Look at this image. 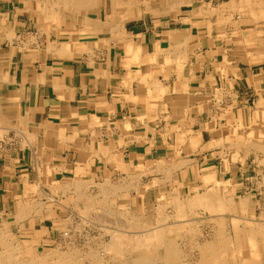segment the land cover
<instances>
[{
    "label": "rangeland",
    "instance_id": "374dc122",
    "mask_svg": "<svg viewBox=\"0 0 264 264\" xmlns=\"http://www.w3.org/2000/svg\"><path fill=\"white\" fill-rule=\"evenodd\" d=\"M40 1L43 2L44 4H45V1H47L49 4L48 6H51V4L53 2L52 0H45V1L40 0ZM101 1H102V5H99L98 7L89 6V7L85 8L87 14L90 17H94L97 19L100 18L99 20H104L106 18V16L109 14V11H110V6L108 3L109 1L108 0H101ZM121 1H123V0H121ZM37 3H38L37 0H0V13L4 14V13H6V11H9V10L10 11H13V10L16 11L17 10V15L15 16V18L21 22L23 21L24 23H26L27 21L31 23V28L27 32L33 33L32 39L33 40L35 39L34 42H36V43H37V41H39L40 49H42V48L44 49L45 47H47L48 46L47 44H49V42H56L57 44L60 45L61 41H63V40L70 42V43H79L83 40H90L91 42L94 41V43L89 44L86 51H84L82 54L77 55V57H74L75 60L81 61L83 59H86L87 63L89 62L91 64L93 60H95L96 58H98L99 56H101L103 54L104 55H110L111 53H117L120 57L119 59L121 61L120 62L121 67H122L121 69L123 70V72H125L124 75H126L127 78L123 82V87H124L123 91L115 90V93L121 96L120 100H116L114 102L115 109L114 110H112L111 108L108 109L106 106L107 105V103H106V105L104 106V108H105L104 115H103L104 118H102L99 122L95 123L93 125V127L86 129V130H81L80 127H78V126L77 127H71V128L68 127L67 129H62V131H59V132L57 131L56 133L52 132L51 134L53 136H50L49 133L46 134L45 131L41 130L42 132H44V133H40L41 141L43 142V144H49L50 145V146H48V148L45 146L46 147L45 149L48 153H51L50 159L53 162V165L54 166L59 165V167L56 166L55 168H60L61 171L56 172L54 176L52 175V173H49V176L51 175V177H52V178H50V177H48L47 172H43L41 170L43 168V164L41 163L42 165H40V167H39L40 173H36L34 171V172H30L28 175V179H29L30 183H35L34 181H36V179H37L36 177L38 175L40 176L39 180H40L41 184H40V187L38 189H41V190L40 191L38 190L37 192H33L30 195L31 196L35 195L36 199H37L36 202H39L41 221L40 222L37 221V228L40 229V226H41V227H46L48 229L45 233H43L42 237L36 238L38 243H35L33 248L36 251L38 249V253L43 254V255L48 254L49 251H50V253H52L57 249L58 250L63 249L66 252L67 251L68 252L74 251L76 256H79L80 262H82L83 264H91L92 261H94L93 264H107V263L112 264L113 263L112 262V256H113L112 254L113 253L110 250L111 248L109 249L110 252L108 251L110 254L108 252H105V251L108 250L107 245L108 244L110 245L112 242V238H111L112 237L111 236L112 229L120 228V225H122L121 222H123L125 224V222H124L125 217H123V215L121 214V212H124L123 211L124 209L120 210L114 204L111 205L112 201H110L109 204H107V205H102V206L99 205L100 207L98 205L93 206V207L90 206L92 208L91 209L90 207H87V205H84V204L79 205L78 200L74 199V192L73 191L77 190L76 186L78 185V184L75 185V183H76L75 180H78V178L76 179L73 176H75V171H76V168L78 167L79 158H80L82 152L86 153L85 160H87L88 166L86 167L87 170L85 172V176H87V178H84L85 180H82V178L79 177L80 178L79 180H82V182H84V181L90 182L91 178H93L92 181H94V184L90 183L87 187L84 186V188H87L85 191L89 190L88 195L90 193H91L90 195H94L95 193H98V187L100 186V184L101 185L105 184L104 180H106V177L109 179V181H111V183L113 182L112 184L117 183L119 181H122V182L117 183V184H123L124 183L123 185H126V184L130 185L131 182H132L131 183L132 185H141V184L148 183L147 185L150 187V189L151 190L154 189V190L151 191L150 198L148 200H144V206L143 207L146 211L152 213V215H151L153 217L152 218V225L157 226V224H158L157 221H155V219H157L156 217H157L158 211H155V209L158 206V203L161 202L162 205L164 206L162 213H166L167 219L169 217V220L167 222L168 223H174V224L177 223L178 226H181L179 228L182 229L183 232L181 230H179V228H178V230L180 231V233H179L180 238L178 237V239H177V241L179 243L178 245L181 247L184 246V248L186 250L189 247L188 249H190V250H188L189 252L186 255V257H188V259L192 262H196L198 260V252L196 249L197 243L200 245L204 242L206 243V242L214 241L216 239L215 237L218 236V232H215L216 229L220 228L219 225L217 224V219L219 221L223 222L225 220L223 218H226V221H229L227 224V228H226L227 231L224 232V236H227V234L229 235L228 237H226L227 243L229 245V250L232 248V251H233V248L235 249V244H236L235 243L236 237L234 235V231L231 233V230L233 228L232 219L238 218L240 216L244 217L246 220H243V221L241 220V221H242V226H245V230L247 232V235H249V234L255 235L256 231H254V233L252 234L253 224L254 223L257 224L258 222L264 223V185L263 184L261 185V182L264 183V138H263L264 137V135H263L264 134L263 133L264 132V125H263L264 124V116H263L264 115V111H263L264 110V102L260 103V102L255 100V105L253 106V104H254L253 103L254 99H253V101L250 102L252 105V109H251L252 111H250V115L247 118V120L245 119L246 123H243L241 112H239L240 118H239V123H237V125L240 124L241 126L238 127L237 125L235 126L232 123V127L229 126V128H231V129H228L225 131V133L227 132V134H225V137H222L220 134V136L222 137V140L215 141L214 144H208V145H205L203 147V150H207V149H210V148L215 147V146H218V147L222 146L224 149H223V152L219 154L220 157L219 156L217 157V154H216V157L214 156L213 158H211V157L200 158L198 153H202V152H199V150L202 149L201 147L204 145V143H202V140H199L198 142L196 141L193 149L190 151H187L186 142H185V140L187 138L189 139L192 136H194V135L196 136L199 134L197 132H194L193 128H192V125L195 123V119H193V118H194V116L196 117V114L193 113L194 112L193 105H195L196 102H199V101H197L198 98H193L189 94V97H186V96L183 98L181 97L182 101H180V99H179L178 100L179 102L178 103L175 102V104H174L172 100L167 101V99H165V97L161 96L160 91L158 89L157 90L159 92H157V93L161 97H159V98L152 97V95H156V94L151 93L149 91V88L156 89L159 85L158 84L153 85V84H150L148 82L145 72L140 71L139 64L133 62V63L128 65L126 63V57H125L126 50H125V47L121 43H119V42H111L110 43V41L106 40L107 38L102 39L101 36H97L95 34H91V35H87V36L83 37L78 31L70 30L68 28L67 22H69L68 20H70V19L67 18V16H62L59 18V20H58L59 21V28L55 29V26L58 27V24H57L58 21L56 23V21L48 18L47 14L45 15L44 12L41 13L42 12L41 8L40 9L38 8ZM188 4H190V3H188ZM188 4H183V5L181 4V5L184 6V5H188ZM230 4L232 5V7L231 6H229V7L223 6L224 8L223 7L218 8V9H221V11H218L217 14H214L215 16L217 15L216 23L218 25L220 34L224 35L225 39L224 38L223 39L226 40V43L228 44V46L231 45V47L233 46L235 48L234 52H236L235 53L236 56L240 53H243V54L246 52L249 53L251 50L258 47L257 48L258 49L257 54L261 55L259 57L264 58V11L260 14L259 13L256 14V13L246 12L245 10L249 8V7L246 8V6L249 5V4H247V0H233L231 3H229V5ZM181 5L179 4L178 7L169 9L167 12H155L154 11L155 9H153L151 11L145 10V6H143L142 9H141V7L140 8L134 7L135 8L134 11L136 12L135 16L132 19L128 20L125 25L128 29L130 27H133L136 25L142 26L143 28H144L145 24L150 26L154 23H157L159 21H162L164 19L169 18L170 17L169 15L175 14L177 11H179V8L182 7ZM165 8H168V7H164V9ZM117 9L120 12H123L126 9H128V7H127V5L120 3L118 5ZM140 9H141V11H140ZM156 9H159V8H156ZM185 9H188V8H185ZM263 10H264V0H263ZM15 11H14V13H15ZM42 16H45V17H42ZM2 20H5L4 21L5 23L7 21L5 18L0 19V33L4 32V30H5L4 28H2L3 24H5ZM9 20H10V18H9ZM256 22H258V25L263 24L261 27L262 30H258L257 31L258 33H256L255 30H249V28H254L256 26ZM44 28H46V29H44ZM15 37H16L15 34L12 36V38H10L8 36V38L10 40L15 38ZM17 38L18 37H16V39ZM25 38L24 39L19 38L18 40L19 41L25 40ZM28 39H31V35L29 36ZM255 40L260 45H258V46L253 45L255 43ZM166 48H169V46ZM141 50L143 51L144 54L146 53L145 49H141ZM0 52H2V50ZM41 52L42 51H40V53ZM243 54L241 56H237L234 60H230V61L228 60L227 64L229 66V69L231 68L230 69L231 73L236 72L239 67L248 68L250 66H254L253 68L257 69L261 73H264V60L260 61V62H256V63H254V62L249 63L246 60L248 58L245 59ZM190 60H192V59H190ZM198 60L199 61H194L192 63V65H189L187 63L179 64L178 65L179 70H182V69L184 70V68H186V67H189V68L191 67V69L196 68L198 70H202V68L207 69L208 65H210L208 63H205V61H203V59H198ZM67 61L68 62L72 61V59L71 60L68 59ZM161 64L165 65V67L167 65H169V68H171V69H168L169 71L172 70L174 67V66H172V64H173L172 61H169V60L163 61ZM193 64H195V65H193ZM205 65H207V66L205 67ZM135 80H137L136 81L137 85L132 84ZM6 81H7V78H6V80L4 79V80L0 81V106H1V103L3 104V102H4L3 95H4V92L6 90V87H5ZM216 93H217L216 95L215 94L209 95L210 93H208L206 100L210 98L213 101V99L216 96H218V97L222 96L220 91H217ZM223 96H224L223 98H225L227 96V94H223ZM218 97L215 98L217 103L219 102ZM261 99L264 101L263 97H261ZM220 103H222V105H224V103H226V100L223 99V100H221ZM213 105H214V103L211 104L212 110L210 109V111H209L206 108L204 111L199 110V112L201 114L202 113L206 114V116L210 119H213L217 116L216 111H220L221 113L225 114L226 118L228 117L227 114H229V115L233 114L234 115V113H228L229 111H231L232 108H227V109H217L216 108L215 109V108H213L214 107ZM211 111H212V113H211ZM231 112H233V111H231ZM206 116H205V119L207 118ZM223 117H221L220 120H222ZM215 119H217V118H215ZM122 123H129L130 128L132 130H135L136 132L141 131L143 133L142 136L137 137V138L130 136V139H132V141L131 140H125L123 144L122 143L117 144L115 147V152H119V154H121L123 156V158L125 157L126 161L133 163L134 167H131L132 172L130 171V173L127 171H123L121 168H119L118 165L116 166L115 163L111 164V159L108 158L109 156L104 157V153H106L104 151V148H100L99 150L97 149L98 150L97 151L96 149H92L90 147V145L93 142L92 140L94 138L95 139L97 138V140L102 144V147H108L112 141L115 140V142H116V139L118 137H121V135L123 137L124 135L122 134V126H121ZM150 123L151 124L153 123V125H150ZM260 125H263V126H260ZM234 126L236 127L235 129L233 128ZM166 127H176L177 129H179L177 132L178 135L173 136V138L169 137L168 139H166L165 138L166 135L164 134ZM16 130H20V129L17 128ZM67 131H71V132H67ZM5 132L0 133V138H2L5 135ZM244 132H246V133H244ZM144 135L146 137L150 138L151 145L155 140V144L157 143L158 147H161L159 149V151L166 150L167 154L170 153L168 158L165 159L166 161L164 160V163L160 162V160H159L160 158L158 159L157 162L155 159H153V160L149 161L148 165H145L144 168L141 167L142 168L141 169V168H139L140 163L137 164V160H139L138 157H136V159L134 160L133 157L128 156L129 149L132 150L135 147H137L139 149V151L142 152L143 147L145 145V141H147V139H143V138H145ZM73 139H76V141H77V143H79L80 147H77L75 144L71 145L70 142ZM49 140H51L50 143L48 142ZM155 144H153V145H155ZM87 145L89 146V148H84V146H87ZM132 146H134V147L132 148ZM43 151L44 150H40V152H43ZM26 154H27L26 163L29 164V168L31 171L30 151H29V153H26ZM102 154H103V156H102ZM240 158H242V159L240 160ZM225 159H228V160L226 161ZM238 159H239V161H238ZM41 160H42V158H41ZM168 160H171L172 162L168 161ZM185 161H188V162H185ZM224 161H225L226 166L224 165ZM166 162H167V164H166ZM65 163H67L68 166L66 169L63 170ZM159 163H160V165H159ZM169 164H170V166H168ZM227 165H228L229 169L227 168ZM160 166H162V172H161V170H159L158 172L161 174L156 175V176L154 175L155 177H157L156 178L157 180H154L155 177L153 176V174L155 173V171L152 174H150V173H151V171L156 169L154 167H160ZM173 166H175V167L173 168ZM166 168H168V169H166ZM105 169L108 170V173H106V175H105ZM207 171L209 173L214 172L213 173L214 179L211 178L213 181L211 179H210L211 181L203 179L202 176L207 174L208 173ZM165 172H167V173H165ZM25 173H27V172H25ZM43 173H44V175L47 173V175L44 176ZM129 175H134V176L129 177ZM62 178H65V179H62ZM70 178H73V179H70ZM151 178H154V179H151ZM55 180L59 181V182H61L62 180H68L71 182V180H72V185L74 186V189L72 191H67V192H65L63 190H58V189L56 191V184L54 182ZM117 180H119V181H117ZM153 180L156 181L157 184L155 182H153ZM214 180H216V181H214ZM226 180H228V182ZM220 182H221V184H219ZM152 183H154V184L151 185ZM228 184H229L230 189L227 188ZM237 184H242V185L240 186ZM51 186H54L55 188L54 187L52 188ZM211 187L214 188L215 193L213 192L214 190H211L212 189ZM223 187H225V189ZM216 190L219 192H217ZM139 191H140V195H143L144 189H139ZM41 192H43V193H41ZM154 192H155V194H156V192H158V193L166 192V195L164 196V198L166 197L165 199H167V200L169 199V200L167 201L164 198H158V196H157V198H155ZM167 192L169 194L168 196H167ZM171 192L173 194H175L176 196L173 195ZM205 192H206V194H205ZM55 193H57V194H55ZM109 193L110 194H109L108 199H112L110 197L111 192H109ZM133 193L134 194L131 195V197H132L131 199L133 202L132 204H133L134 209H137L139 206V196H138L139 192L133 191ZM222 193H223V196H225V198H227V196H228L227 199L229 200V202H227L228 201L227 199H226L227 201L225 200L226 201V208L228 209V210L226 209L224 211L225 215H223V214L219 215L218 212H215V213H213V212L211 213L210 211L208 212L207 209H209V208L207 207L206 204H204L205 201L200 202V204H203V205L199 204L200 207H198L199 206L198 204L195 205L196 203L194 201V203H193L194 208H192L193 204L191 205L190 202H188V203L185 202V201H188V199H189V201H191V199L193 197L195 199L204 198V199H201L199 201L206 200L205 198H207L210 194L211 195L209 197H218L219 198L218 201L221 200L220 202H222V198H223V196H221ZM171 195H173V196H171ZM197 195L198 196L201 195L202 197L200 196V198H199ZM31 196L29 198H31ZM35 196H34V198H35ZM47 197L51 198V199L48 200ZM70 197H72L71 202H70ZM171 197H174L175 200ZM11 198H13V197L10 196V201H11ZM177 198H178V200H177ZM229 198H231V200ZM242 198H243V201H242ZM171 200H172V203L169 202ZM176 200H177L178 206L180 208L176 205V203H177V202L175 203ZM247 200H249V202ZM10 201L7 202V204H6L8 208L11 207ZM230 201H231V203H230ZM238 201H242V203L245 204V208H244V206H242V210L245 209L246 211L242 212V210L239 209L240 204L238 203ZM236 202L238 203L237 207H236ZM61 203H63V204H61ZM106 203H108V202H106ZM135 203L137 205H135ZM167 203H168V205H165ZM171 204H173V205H171ZM186 204L187 205L189 204L188 205L189 207L186 206ZM47 205H49V206H47ZM204 205H206V206L202 210L201 206H204ZM45 206H47L48 208L47 207L45 208ZM86 207H87V209H86ZM95 207H96V209H95ZM88 208H90L91 211H90V209H89V211H87ZM97 208H98V211H97ZM101 208H102V210H101ZM103 208H105V209H103ZM182 208H183L184 212H186L187 214L189 213V214L188 215H186V213L183 214ZM42 209H44L43 212H42ZM94 209H95V212L97 211L95 214L93 212ZM106 209H108L107 211H109V212H107L108 215L106 214ZM169 209H170V211H167ZM186 209H189L190 212ZM194 209L196 212H199L198 213L199 215L197 213L195 214ZM229 209L232 211L231 213L229 212L230 211ZM80 210H82V211H80ZM84 210L89 212V214H87V212ZM236 210L238 213H234ZM83 211H84V213H82ZM99 211H100V213H99ZM175 211H176V214H178V215H175ZM181 211H182V214L184 216L182 215V217H181L182 219L179 218V220H178V216L181 215V213H180ZM103 212L105 215L103 217L105 221L103 220L102 217H100V215L103 216ZM110 212H111V215H110ZM239 212H240V214H239ZM119 213L121 214L120 216H122V217H120L118 215ZM170 213H172V215H170ZM14 214H15V212L11 213L12 216H14ZM85 214L87 216L83 217L82 215H85ZM98 214H100V215H98ZM78 215H80V216H78ZM96 215H98V216H96ZM167 215H169V216H167ZM174 215L176 217V220H175ZM201 215H202V217H201ZM88 216H89L90 220H89ZM212 216H214V217L212 218ZM58 217L62 218V220L63 219L66 220V221L69 218L70 221H67V222L65 221V226H66V224H68L69 227L68 228L66 227L67 229L66 228L63 229V226L56 228V225L59 226L58 225L59 223L58 224L56 223L55 229H57L58 231H55V233H54L53 232V230H55L54 229V223L57 222ZM79 217H81V218H79ZM112 217H114L112 219V221H115V223L111 221ZM115 217H116V219H115ZM171 217H172V219H171ZM215 217L216 218L218 217V218L216 219ZM85 218H87V221ZM99 218H101V219H99ZM107 218L110 221H106ZM119 218L121 221H117ZM204 218H206V219H204ZM210 218H211V220H210ZM97 219H98V221H96ZM207 219H209V220L207 221ZM212 219H216L215 220L216 222L213 221ZM99 220H101V223ZM187 220H189L191 222H187ZM248 220L249 221L251 220L250 221L251 223ZM102 221H104L105 223L104 222L102 223ZM125 221H127V220H125ZM254 221H256V222H254ZM62 222L64 224V221H62ZM62 222L60 223L61 225H63ZM106 222H108V223H106ZM110 222H112L113 224ZM72 223H73V225H71ZM119 223H120V225H119ZM155 223H157V224H155ZM181 223H183V224H181ZM186 223H188V224H186ZM24 224H25L24 229H20V228L15 229L13 226V228H12L13 230H10L8 233H6L7 235H6L5 239H8L10 241L13 238L11 233H16L17 237H14V240L16 242H19L21 245L24 243H31L32 244L33 239L35 238V231L38 229L34 228V227L30 228V223L27 220H25ZM213 224L215 226H213ZM105 228L108 231H106ZM184 228L186 229L187 232L185 231ZM193 228H194L195 234L193 233L194 231L191 232V230H193ZM109 230H110V233H108ZM189 230H190L191 234L189 233ZM64 232H70L69 236L71 235L73 238L70 236V238L68 237L69 239L68 238L64 239V237L62 236L64 234ZM196 232L198 234H196ZM213 232H215V233L213 234ZM215 234H217V235H215ZM197 235H200L201 238L200 237L198 238ZM205 235H209L210 238L211 237L212 238L210 239L209 236L206 237ZM9 236H12V237H9ZM204 236H205V238H204ZM183 237H185V238H183ZM1 238H2V236H0V248H1ZM73 239H74V241H73ZM188 239L191 242H189ZM212 239H214V240H212ZM248 239L250 242H251V239L252 240L254 239V241H252V243H256L257 245L261 243V242H259V240H258V242L255 241L254 236L252 238L249 237ZM163 240H164L163 235H160L158 237H153V239L150 242V245H152V247H153L157 243H161ZM233 241H234V243H233ZM193 242L195 244V247H194ZM181 243L185 244V245H182ZM190 244H192V246ZM231 244L233 247L231 246ZM77 245H78V247H77ZM89 245H90V247H89ZM59 246L61 249H59ZM104 247H106V248H104ZM191 247L195 248V249H192ZM87 250H88V252L92 251V253H90V255L91 254L92 255L97 254V252H95V251H98L99 254H97L95 256L93 255L94 257L92 255L91 256L89 255L90 259H88L87 258L88 256H86V255H88ZM190 251H193V252L190 253ZM46 252H48V253H46ZM154 255H155V253H154ZM231 255L232 254H230V256ZM132 256L134 258H137V259L143 258L145 256L150 257L149 254H147L145 252H141L139 250H135L132 253ZM92 258H93V260H92ZM195 259H196V261H194ZM258 262H260V261L259 260L254 261V264H256ZM260 264H264V262H260Z\"/></svg>",
    "mask_w": 264,
    "mask_h": 264
},
{
    "label": "crops",
    "instance_id": "0c3cea01",
    "mask_svg": "<svg viewBox=\"0 0 264 264\" xmlns=\"http://www.w3.org/2000/svg\"><path fill=\"white\" fill-rule=\"evenodd\" d=\"M232 1L176 0L174 6L171 5L160 12H167L171 8L178 7L179 4H190L181 5L182 7L175 14L169 15V18L150 26L145 24L143 28L136 25L128 29L125 25L126 21L121 33L108 34L102 37V39L107 38L106 40L110 41V43H121L126 50V63L128 65L133 62L139 64L140 71L145 72L148 82L153 85H159L156 89L149 88L151 93L156 94L152 95V97L159 98L163 96L167 101L172 100L174 104L175 102L178 103L179 99L182 101L181 97H189V94L193 98H198L197 101L199 102L193 105V113L196 114V117L194 116L193 118L195 123L192 128L194 132L199 134L189 139L187 138L185 142L187 151H190L196 141L202 140L204 145L199 150L202 153H198L200 158H213L214 156L216 157V154L218 157L223 152L224 148L222 146H215L207 150H203V147L222 140V137L227 134L225 131L231 129L229 126L232 127V123L235 126L239 123V112H241L243 123H246L245 119L247 120L250 111H252L250 102L253 99V106L255 105V100L260 103L264 102L261 99V97L264 98V73L253 68L254 66L248 68L239 67L236 72L231 73V68L229 69L227 64L228 60H234L243 53L236 56L235 48L231 47V45L228 46L226 40H224V35L220 34L216 23L217 15L215 16L214 14L221 11L218 8L223 6L232 7L231 4L229 5ZM247 4L249 5L246 8H249L245 10L246 12L260 14L264 11L263 0H247ZM117 8L115 9L116 13L110 8L109 14L105 19L113 14L130 13L128 9L120 12ZM14 11L9 10L4 14L0 13V19L5 18L7 20L6 23L4 22L5 20H2L5 23L2 27L5 29V33H0V51L2 50L0 54L10 55L9 77L5 83L6 90L5 92L3 91V99L17 101L18 105L15 108L19 111V116L13 119L15 121H13L12 125H16L20 129L16 131L17 128L9 129L7 126L8 129L5 130L7 135L2 140L0 139V228L3 227V220H7L9 209H7L6 204L10 201V196L14 197L15 191L23 190L26 181L30 183L28 179L30 172L35 171L38 173L36 166L39 163L36 162L34 156L38 152V148H48L50 146L49 144H43L41 141L40 133H44L41 130L53 136L52 132L56 133L68 127L78 126L81 130L93 127L95 123L104 118V106L106 103L108 109H115L114 102L121 99V96L116 94L115 90L123 91V82L127 78L124 75L125 72L121 69V61L117 53L103 54L93 60L91 64L87 63L86 59L75 60L74 57L86 51L89 44L94 43V41L83 40L79 50L76 49L62 56L55 49H52L49 44L44 49H40L39 41L37 43L32 41L31 34L33 33L27 32L31 28V23L17 20L15 18L17 10L15 13ZM102 23H105L110 29L111 26L106 22H99V25ZM262 25H258V22H256V26L249 28V30H255L258 33V30H262ZM96 27L95 24H90L87 27H83V29ZM80 29L82 30V27ZM7 31H14L15 36L19 38L24 39L26 35L28 37H26V41H19V38L10 40ZM29 34L31 39H28ZM24 41H28L27 45L24 44ZM253 45L258 46L260 44L255 40ZM168 46L169 48H166ZM137 48L139 51L134 53ZM257 48L243 54L245 59L248 58L246 60L249 63H256L257 61H253L255 59L264 60V58L259 57L261 55L257 54ZM141 49H145L146 53L144 54ZM40 51L42 52L40 53ZM130 51L132 52L130 53ZM68 59H72V61L68 62ZM198 59H203L205 63L211 66L207 64V69L202 68V70L191 69V67L179 70V64L187 63L192 65L194 61H199ZM167 60L172 61V66H174L170 71L168 70L171 69L169 65L165 67V65L161 64ZM136 81L132 84L137 85ZM157 89L160 91L161 96L158 95L157 92L159 91ZM217 91L222 94L220 97L216 96L218 97V103L216 102V97L213 101L210 98L206 100L208 93H210L209 95H216ZM223 94H227V96L223 98ZM223 99L226 100L224 105L220 103ZM212 103H214L213 108L215 109L232 108L231 111L233 112L229 111L228 113H234V115L227 114V119L225 114L216 111L217 116L215 118L217 119H210L206 114L199 112V110L204 111L206 108L210 111ZM205 116L207 117L206 119ZM221 117H223L222 120H220ZM150 125H153V123H150ZM121 126L124 136L118 137L116 139L117 143L114 140L108 147H102L97 138H94L90 147L96 150L104 148L107 153L103 152L104 157L109 156L111 164L115 163L123 171L130 173V171L132 172L131 167H134L133 163L126 161L125 157L123 158L119 152H115V147L117 144H123L125 140L132 141L130 136L137 138L142 136L143 133L132 130L129 123H122ZM235 126L233 127L234 129L236 128ZM27 130L35 138L31 144H27L24 139L26 138ZM178 130L176 127H166L165 138L177 136ZM144 137L143 139H147V141H145L142 152L135 147L132 150L129 149L128 154L134 160L138 157L137 164L140 163L139 166L144 168L153 159L157 162L159 158H168L170 153L167 154L166 150H163L164 152L162 150L159 151L161 147H158L157 143L155 144V140L151 145L150 138L145 135ZM48 142L50 143L51 140ZM70 143L80 147L76 139H73ZM84 148H89V146H84ZM29 151L31 171L29 164L26 163V153H29ZM82 155L86 156V153H81L79 162L83 160L81 159ZM79 162L78 166L84 167L87 160L84 159L80 164ZM51 165L54 167L53 162ZM67 166V163H65L63 170ZM106 173H108L107 169H105V175ZM237 185L241 186L242 184ZM233 231L237 239L235 250L236 260L239 263L252 264L255 255H261V258H264V233H257V239L261 242L257 245L249 241L243 226L232 228L231 233ZM143 258L147 259L148 257L145 256Z\"/></svg>",
    "mask_w": 264,
    "mask_h": 264
},
{
    "label": "bare ground",
    "instance_id": "6f19581e",
    "mask_svg": "<svg viewBox=\"0 0 264 264\" xmlns=\"http://www.w3.org/2000/svg\"><path fill=\"white\" fill-rule=\"evenodd\" d=\"M45 1V0H43ZM52 4L51 6H48V2L45 1V4L43 2H41L40 0H37V4H38V8L40 9L41 8V13L44 12V14L48 16V18L56 21L59 20L60 17L62 16H67V18H69L70 20H68L69 22L68 23V28L70 30H74V31H78L83 37L84 36H87V35H91V34H95V35H100L101 37H103L104 35H108V34H118V33H121L123 31V26L125 24L126 21H128L131 17H134L135 16V11H134V7H138L142 9L143 6H145V10H153L155 9L154 11L155 12H160L161 10H164V7H169L171 5L174 6V3L176 2V0L172 1V0H108L109 2V6L110 8H112V11H114V13H116L115 9L116 7H118V5L120 3H123L125 5H127L128 7V10L130 13L128 14H113L112 16L108 17L107 19H104V20H99L97 18H94V17H90L87 12H86V9L87 7L89 6H93V7H98L99 5H102V1L101 0H52ZM101 8V7H100ZM156 8H159V9H156ZM140 9V11H141ZM167 9V8H165ZM72 13V14H71ZM77 13V14H76ZM41 16V15H40ZM46 16V17H47ZM42 17H45V16H42ZM96 17V16H95ZM98 17V16H97ZM99 22H106L108 25H110V29L107 27V25H105V23H102L99 25ZM58 27L55 26V29H58L59 28V21H58ZM90 24H95V27L96 25H98L96 28H93V29H83V27H87L88 25ZM103 26H105L103 28ZM45 27V26H44ZM82 27V30L80 29ZM46 29V28H44ZM53 30V29H52ZM7 34L10 38H12V36L15 34L14 31H7ZM6 34V35H7ZM30 35V34H29ZM32 35V34H31ZM26 37H28L26 35ZM16 38V37H15ZM19 38V37H18ZM25 38V37H24ZM28 40V39H27ZM51 40V39H50ZM25 41H26V38H25ZM24 41V44L27 45V42ZM32 41H35L32 40ZM22 43V45H24ZM31 45V44H30ZM49 45L52 49H55L61 56L62 55H65V54H69V52H73L74 50H79V48L81 47L82 45V41L79 42V43H70V42H67L65 40L61 41L60 45L57 44L56 42H49ZM23 47V46H22ZM30 49V48H29ZM139 51V49L137 48L136 51L134 53H137ZM132 51H130L131 53ZM9 58H10V55H7V54H0V81L2 80H6V78L8 79L9 77ZM262 59H255L253 61H257V62H260ZM9 99V98H8ZM16 105H18L17 101H11L10 99L9 100H4L3 104L1 103V106H0V131L1 132H5L6 129H9L10 128H17L16 125H12L13 124V119H15V117L17 118L18 115V110H16ZM264 116V115H263ZM263 118V117H262ZM16 121H18V119H16ZM15 123V122H14ZM18 124V123H17ZM258 124V123H257ZM264 125V124H263ZM263 125H260V126H263ZM8 126V127H7ZM262 128V127H261ZM14 130V129H13ZM259 130V129H258ZM17 131V130H16ZM240 131V130H239ZM257 131V130H256ZM0 132V133H1ZM19 132V131H18ZM258 132V131H257ZM246 133V132H244ZM264 133V132H263ZM262 133V134H263ZM32 133H30L28 130H27V135H26V138L25 139V142L27 144H31L33 139H35L33 137V134L31 135ZM239 134V133H238ZM7 135V132H5V135ZM264 135V134H263ZM4 136L2 138H4ZM2 138H0L2 140ZM264 138V137H263ZM0 140V141H1ZM12 140V139H11ZM260 140V139H259ZM40 150H44L43 152H40ZM239 155V154H238ZM35 156V159H36V162L39 163L37 167V171L38 173H40V165L43 164V168L41 169L43 172H47L48 173V177L52 178L51 175L49 176V173H52V175L54 176L56 172H59L61 171L60 168H55L56 166H52L51 165V155H49V153L46 151L45 148H38V152L34 155ZM235 156V155H234ZM86 156L82 155L81 161H84ZM232 157V156H231ZM42 158V160H41ZM232 159V158H231ZM242 158H240L241 160ZM164 160L165 158H161L160 159V162L164 163ZM226 161L228 159H225ZM233 160V159H232ZM231 160V161H232ZM235 160V159H234ZM80 161V162H81ZM166 161V160H165ZM168 161H171V160H168ZM236 161V160H235ZM239 161V159H238ZM79 162V164H80ZM172 162V161H171ZM185 162H188V161H185ZM229 162V161H228ZM42 163V164H41ZM158 164V163H157ZM167 164V162H166ZM228 164V163H227ZM86 165H88L86 163ZM85 165V166H86ZM156 165V164H155ZM160 165V163H159ZM181 165V164H180ZM223 165V164H222ZM224 165L226 166L225 164V161H224ZM47 166H49L47 168ZM82 167V166H78V168L76 169L75 171V177L76 179L78 178V180H75L76 183L75 185L77 190H74V199L78 200V203L79 205L80 204H84V205H87V207H90V206H96V205H107L109 204L110 201L111 202V205L114 204L118 209L120 210H123L124 212H121V214L123 215V217H125L124 219V222H121L122 225H120V228L118 229H112L111 231V238H112V242L111 244L107 245V249L105 252H111L113 253L112 255V264H241L239 263L237 260H236V248L234 249L233 248V251H232V248L229 250V245L227 243V239L226 237H228L229 235L227 234V236H224V232L227 231V224L229 221H226V218H223L225 219L223 222L222 221H219L217 219V224L219 225L220 228L216 229L215 232H218V236L215 237L216 239H212L214 241H210V242H204L202 244H198L197 243V252H198V260L196 261V259L194 261L196 262H192L188 259V257H186V255L188 254V249L187 250L181 246H179L178 244V237H179V233L182 229H180L179 227L181 226H178V224H174V223H168L167 221L169 220V217L167 219L166 217V213H162L163 211V205L162 203H158V206L156 207L155 211H158L157 213V219H155V221H157V226H153L152 225V213L146 211L144 209V200H148L150 198V194H151V190L150 187L147 185L148 183L146 184H141V185H132L130 183V185L126 184V185H123V184H117V183H120L122 181H119L117 183H114L112 184L111 181H109L108 178H106L105 181V184H100V186L98 187V193H95L94 195H88V191H85L87 188H84V186H88L90 183L91 184H94V181H92L93 178H91L90 182L88 181H84L82 182V180H85L84 178H87V176H85V172L87 170L86 167ZM157 166V165H156ZM170 166V164L168 165ZM230 166V165H229ZM53 167V168H52ZM59 167V165L57 166ZM63 167V166H62ZM121 167H123L121 165ZM142 166H139V168H141ZM175 166H173L174 168ZM156 168L155 170L151 171L150 174H152L154 171L155 173L153 174V176L155 175H160L161 173H159L158 171L161 170L162 172V166L160 167H154ZM153 168V169H154ZM171 168V167H170ZM208 168V167H207ZM224 168V167H223ZM227 168H228V165H227ZM142 169V168H141ZM164 169V168H163ZM168 169V168H166ZM229 169V168H228ZM173 170V169H172ZM149 171V170H148ZM143 172V171H142ZM208 172V171H207ZM42 173V172H41ZM47 173L44 175L46 176ZM90 173V172H89ZM144 173V172H143ZM167 173V172H165ZM205 173V172H204ZM214 173V172H213ZM213 173H207L205 175H203V179L205 180H210L211 178L214 177V174ZM141 174V173H140ZM167 175V174H166ZM165 175V176H166ZM171 175V174H170ZM42 176V175H41ZM134 175H129V177H133ZM154 176V177H155ZM175 176V175H174ZM39 175L36 177V181H34L35 183H27V181L25 182L24 184V187H23V190L21 191H15V196L13 197V199L11 200L10 202V206L11 207H7V209H9V211L7 212V220H3L2 222V225L3 227L0 228V236H2L1 238V248H0V264H83L82 262H80V259H79V256H76V254L74 253V251H63L62 250H53L54 252L48 253V254H39L38 253V249L37 251L33 248V246L35 245V243H38L37 242V239L36 238H39V237H42L43 233H45L48 229L46 227H41L40 226V229L37 228V221H41V217H40V208H39V202H36L37 199H36V196L33 195L31 196L30 194L33 193V192H37L38 190L40 191L41 189H38L40 187V180H39ZM82 178V180H79L80 178ZM136 177V176H135ZM140 177V176H139ZM44 178V177H43ZM124 178V177H123ZM157 177L154 178H151V179H154V180H157L156 179ZM166 178V177H165ZM164 178V179H165ZM171 178V177H170ZM48 179V178H47ZM54 179V178H53ZM62 179H65V178H62ZM70 179H73V178H70ZM141 179V178H140ZM202 179V178H201ZM214 179V178H213ZM51 180V179H50ZM122 180V179H121ZM133 180V179H132ZM156 183V181H154ZM163 180V179H162ZM168 180V179H167ZM212 180V179H211ZM210 180V181H211ZM260 180V179H259ZM49 181V180H48ZM152 181V180H151ZM159 181V180H158ZM213 181V180H212ZM216 181V180H214ZM228 182V180H226ZM45 182V181H44ZM53 182V181H52ZM55 184H56V191L57 189L58 190H63L65 192L67 191H72L74 189V186L72 185V180L71 182L68 181V180H62L61 182L59 181H54ZM70 182V183H69ZM127 182V181H126ZM139 182V181H138ZM225 182V181H224ZM259 182V181H258ZM261 182V181H260ZM51 183V182H50ZM164 183V182H163ZM206 183V182H205ZM49 184V183H48ZM54 184V185H55ZM154 183H152L151 185H153ZM157 184V183H156ZM218 184V183H217ZM221 184V182L219 183ZM230 184V183H229ZM229 184H228V187L229 188ZM258 184V183H257ZM256 184V185H257ZM264 185V183L261 182V185ZM46 185V184H45ZM51 185V184H50ZM150 185V186H151ZM180 185V184H179ZM178 185V186H179ZM226 185V184H225ZM215 186V185H214ZM219 186V185H218ZM222 186V185H221ZM258 186V185H257ZM52 188L54 186H51ZM58 187V188H57ZM180 187V186H179ZM48 188V187H47ZM55 188V187H54ZM212 188V187H211ZM222 188V187H221ZM225 189V187H223ZM139 189H144V193L143 195H140V191ZM156 189V188H155ZM178 189V188H177ZM204 189V188H203ZM210 189V188H209ZM216 189V188H215ZM218 189V188H217ZM230 189V188H229ZM262 189V188H261ZM179 190V189H178ZM208 190V189H207ZM211 190H214V188H212ZM227 190V189H226ZM53 191V190H52ZM133 191H136V192H139L138 193V196H139V206L137 209H134L133 207V202H132V197L131 195L134 194ZM170 191V190H169ZM210 191V190H209ZM217 191V190H216ZM59 192V191H58ZM109 192H111V198L112 199H108L109 197ZM180 192V191H179ZM215 193V190L213 191ZM212 192V193H213ZM219 192V191H217ZM43 193V192H41ZM54 193V192H53ZM61 193V192H60ZM69 193V192H68ZM172 193V192H171ZM57 194V193H55ZM59 194V193H58ZM63 194V193H62ZM61 194V195H62ZM72 194V193H71ZM160 194V195H159ZM173 194V193H172ZM194 194V193H193ZM198 194V193H197ZM202 194V193H201ZM206 194V192H205ZM42 195V194H41ZM46 195V194H45ZM60 195V196H61ZM154 195H155V198H164V196L166 195V192H161V193H158L154 192ZM168 192H167V196H168ZM175 195V194H173ZM171 195V196H173ZM178 195V194H177ZM187 195V194H186ZM209 195V194H208ZM211 195V194H210ZM209 195V196H210ZM31 196V198H29ZM35 196V198H34ZM50 196V195H49ZM48 196V197H49ZM68 196V195H67ZM176 196V195H175ZM189 196V195H188ZM198 196V195H197ZM201 196V195H200ZM200 196H198L200 198ZM204 196V195H203ZM207 197L205 198L206 200H202V201H199L201 199H204V198H201V199H195L194 197L191 199V201H185L186 203L190 202V204L192 205L195 201V205H199L200 202H204V204L207 205V207L209 209L208 212L210 211L211 213H215V212H218L219 215H225L224 214V211L227 209L226 208V201L228 200V196L227 198H225V196H223V193L221 196H223L222 198V202L218 201V197ZM38 197V196H37ZM47 197V198H48ZM69 197V196H68ZM202 197V196H201ZM243 197V196H242ZM46 198V199H47ZM58 198V197H57ZM60 198V197H59ZM71 198L70 197V202H71ZM166 198V197H165ZM164 198V199H165ZM174 199V197H171ZM170 198V199H171ZM180 198V197H179ZM186 198V197H185ZM184 198V199H185ZM244 198V197H243ZM243 198H242V201H243ZM51 199V198H48V200ZM54 199V198H53ZM67 199V198H66ZM172 199V200H173ZM182 199V198H181ZM194 199V200H193ZM227 199V200H226ZM231 200V198H229ZM236 199V198H235ZM240 199V198H239ZM55 200V199H54ZM74 200V201H75ZM157 200V199H156ZM163 200V199H162ZM167 200V199H165ZM169 200V199H168ZM167 200V201H168ZM172 200L169 201L172 203ZM175 200V199H174ZM178 200V198H177ZM177 200L175 201V203L177 202ZM183 200V199H182ZM181 200V201H182ZM226 200V201H225ZM237 200V199H236ZM52 201V200H51ZM69 201V200H68ZM137 201V200H136ZM166 201V202H167ZM234 201V200H233ZM242 201H238V203L240 204V210H242V206H244L245 208V204L242 203ZM249 202V200H247ZM47 202V201H46ZM50 202V201H49ZM108 202V203H106ZM114 202V203H113ZM135 202V201H134ZM180 202V201H179ZM229 202V200L227 201ZM247 202V203H248ZM60 203V202H59ZM165 203V202H164ZM174 203V202H173ZM231 203V201H230ZM229 203V204H230ZM235 203V202H234ZM236 202V207H237V204ZM246 203V204H247ZM43 204V203H42ZM51 204V203H50ZM63 204V203H61ZM170 204V203H169ZM180 204V203H179ZM78 205V204H77ZM135 205H137L135 203ZM165 205H168L165 204ZM173 205V204H171ZM176 205L178 206V202L176 203ZM189 205V204H188ZM186 204V206H188ZM200 205H203V204H200ZM200 205L198 207H200ZM201 206L202 207V210L204 209V207L206 206ZM49 206V205H47ZM45 206V208L47 207ZM64 206V205H63ZM76 206V205H75ZM97 206V207H98ZM170 206V205H169ZM185 206V205H184ZM73 207V206H72ZM86 207V209H87ZM100 207V206H99ZM122 207V208H121ZM166 207V206H165ZM179 207V206H178ZM189 207V206H188ZM235 207V208H236ZM48 208V207H47ZM75 208V207H74ZM91 208V207H90ZM87 211H89V209ZM168 208V207H167ZM180 208V207H179ZM184 208V207H183ZM183 208H182V211H183ZM192 208H194V204L192 206ZM191 208V209H192ZM230 208V207H229ZM243 208V209H244ZM13 209V210H12ZM70 209V208H69ZM78 209V208H77ZM92 209V208H91ZM90 209V211H91ZM96 209V207H95ZM95 209H94V214L98 211V208H97V211L95 212ZM105 209V208H103ZM109 209V208H108ZM108 209H106V214L108 215L107 211ZM165 209V208H164ZM247 209V208H246ZM44 209H42V212H43ZM102 210V208H101ZM117 210V209H116ZM179 210V209H178ZM181 210V209H180ZM189 211V209H186ZM185 210V211H186ZM228 210V209H227ZM230 210V209H229ZM74 211V210H73ZM82 211V210H80ZM86 211V210H84ZM84 211L82 213H84ZM86 211V212H87ZM111 211V210H110ZM167 211H170L167 210ZM182 211L180 212L181 215L178 216V220L179 218L182 217V215L186 212L183 211V214H182ZM195 211V209H194ZM246 211L245 209L242 210V212ZM15 212L14 216L11 215V213ZM71 212V211H70ZM105 212V211H104ZM104 212H103V216L100 215V217H104ZM114 212V211H113ZM153 212V211H152ZM172 212V211H171ZM190 212V211H189ZM230 213L232 212L231 210L229 211ZM74 213V212H73ZM81 213V212H80ZM79 213V214H80ZM100 213V211H99ZM198 214L199 212H196L195 211V214ZM234 213H238L237 210L234 212ZM87 214H89V212H87ZM102 214V213H101ZM120 213L118 214L119 216L121 215ZM174 214V213H173ZM189 214V213H188ZM186 213V215H188ZM191 214V213H190ZM194 214V213H193ZM240 214V212H239ZM255 214V213H254ZM81 215V214H80ZM78 215V216H80ZM93 215V214H92ZM96 215V216H98ZM110 215H111V212H110ZM155 215V214H154ZM170 215H172V213H170ZM175 215H178L176 214V211H175ZM174 215V217H175ZM199 215V214H198ZM214 215V214H213ZM217 215V214H216ZM74 216V215H73ZM83 217L87 216L86 214L85 215H82ZM169 216V215H167ZM184 216V215H183ZM76 217V216H75ZM82 217V218H83ZM92 217V216H91ZM109 217V216H108ZM122 217V216H120ZM202 217V215H201ZM204 217V216H203ZM214 216H212L213 218ZM222 217V216H221ZM44 218V217H43ZM71 218V217H70ZM81 218V217H79ZM89 218V216H88ZM94 218V217H93ZM97 218V217H96ZM95 218V219H96ZM110 218V217H109ZM114 217L111 218V221ZM185 218V217H184ZM192 218V217H191ZM208 218V217H207ZM220 218V217H219ZM86 221H87V218H85ZM94 219V220H95ZM101 219V218H99ZM108 219V218H107ZM106 221H110L109 219ZM116 219V217H115ZM172 219V217H171ZM182 219V218H181ZM187 219V218H186ZM206 219V218H204ZM216 219H212L213 221H215ZM25 220H27L29 223H30V228L34 227V228H37L38 230L35 231V238L33 239V243H24V244H20L19 242H16L14 240V237H17L16 233H11V235L13 236V238L9 241L8 239H5L6 238V233H8L10 230H13V226L15 229H24L25 228ZM72 220V219H71ZM90 220V218H89ZM92 220V219H91ZM104 220V218H103ZM127 220V221H125ZM175 220H176V217H175ZM196 220V219H195ZM209 219H207L208 221ZM211 220V218H210ZM222 220V219H221ZM228 220V219H227ZM243 220H246L244 217H239V218H235V219H232V226L233 228H236V227H240L242 226V221ZM64 221V224L63 222ZM65 221L66 220H62V218H57V222L54 223V229H55V225L56 223L59 225L57 226L56 225V228H59L61 226H63V229H65L66 227L68 228V224H66L65 226ZM67 221H70V219L68 218ZM66 221V222H67ZM85 221V220H84ZM98 221V219L96 220ZM95 221V222H96ZM100 223H101V220H99ZM105 221V220H104ZM102 221V223L104 222ZM117 221H121L120 218L117 220ZM249 221V220H248ZM251 221V220H250ZM249 221V222H250ZM62 222L63 225H61L60 223ZM115 223V221H112ZM110 222V223H112ZM186 222V221H185ZM187 222H191L189 220H187ZM193 222V221H192ZM197 222V221H196ZM211 222V221H210ZM216 222V221H215ZM248 222V223H249ZM256 222V221H254ZM78 223V222H77ZM80 223V222H79ZM83 223V222H82ZM88 223V222H87ZM98 223V222H97ZM105 223V222H104ZM108 223V222H106ZM194 223V222H193ZM251 223V222H250ZM249 223V224H250ZM70 224V223H69ZM91 224V223H90ZM93 224V223H92ZM96 224V223H95ZM113 224V223H112ZM118 224V223H117ZM183 224V223H181ZM185 224V223H184ZM188 224V223H186ZM248 224V225H249ZM255 224V223H254ZM252 226V234L255 232V235H247V237L249 238H252L254 236L255 238V241L258 242V239H257V233H264V223H261V222H258L257 224H255ZM73 225V223L71 224ZM194 225V224H193ZM196 226V225H195ZM213 226H215L213 224ZM212 226V227H213ZM141 227V228H140ZM244 229H245V226H243ZM53 228V227H52ZM66 228V229H67ZM179 228V230H178ZM187 228V227H186ZM189 228V227H188ZM106 229V228H105ZM185 229V228H184ZM183 229V230H184ZM250 229V228H249ZM85 230V229H84ZM191 230V229H190ZM190 230H189V233H190ZM197 230V229H196ZM55 231H58L57 229L53 230V232L55 233ZM106 231H108L106 229ZM186 231V229H185ZM194 231V228L193 230H191V232ZM213 231V230H212ZM229 231V230H228ZM183 232V231H182ZM187 232V231H186ZM213 232V234L215 233ZM110 233V230L109 232ZM188 233V234H189ZM195 234V231L193 232ZM200 233V232H199ZM211 233V232H210ZM70 232H64V234L62 235L64 237V239L66 238H70L69 236ZM178 234V235H177ZM191 234V233H190ZM189 234V235H190ZM196 234H198L196 232ZM34 235V234H33ZM73 235V234H72ZM75 235V234H74ZM160 235H163L164 236V240L161 242V243H157L155 246L152 247V245H150V242L151 240L153 239V237H158ZM185 235V234H184ZM188 235V236H189ZM217 235V234H215ZM12 236H9V237H12ZM87 236V235H86ZM187 236V235H186ZM202 236V235H201ZM206 237L209 236V235H205ZM204 236V238H205ZM72 237V236H71ZM194 237V236H193ZM197 237L199 238L200 235H197ZM224 237V238H223ZM68 238V239H69ZM73 238V237H72ZM180 238V237H179ZM185 238V237H183ZM190 238V237H189ZM197 238V239H198ZM201 238V237H200ZM210 238V236H209ZM212 238V237H211ZM210 238V239H211ZM191 239V238H190ZM236 239V238H235ZM237 240V239H236ZM74 241V239H73ZM189 241V239H188ZM187 241V242H188ZM202 241V240H201ZM230 241V240H229ZM254 241V239L252 240L251 239V242ZM191 242V241H189ZM188 242V243H189ZM66 243V242H65ZM184 243V242H183ZM234 243V241H233ZM31 244V245H30ZM77 244V243H76ZM101 244V243H100ZM182 244V243H181ZM194 244V242H193ZM65 245V244H64ZM74 245V244H73ZM88 245V244H87ZM182 245H185V244H182ZM192 246V244H190ZM234 245V244H233ZM264 245V243H263ZM232 246V244H231ZM78 247V245H77ZM90 247V245H89ZM187 247V246H186ZM194 247H195V244H194ZM233 247V246H232ZM58 248V247H57ZM67 248V247H66ZM92 248V247H91ZM106 248V247H104ZM103 248V249H104ZM111 248V249H110ZM153 248V249H152ZM192 248V247H191ZM59 249L60 246H59ZM73 249V248H72ZM110 249V250H109ZM192 249H195V248H192ZM191 249V250H192ZM259 249V248H258ZM41 250V249H40ZM96 250V249H95ZM101 250V249H100ZM105 250V249H104ZM135 250H139L141 252H145L147 254L150 255V257L148 256L147 259H144V258H134L132 256V253L135 251ZM76 251V250H75ZM78 251V250H77ZM42 252V251H41ZM80 252V251H79ZM97 252V254H99L98 251H95ZM103 252V251H102ZM108 252V253H109ZM193 252V251H190V253ZM43 253V252H42ZM74 253V254H73ZM87 253L88 256L87 258H89V255L90 253H92V251H89L87 250ZM155 253V255H154ZM95 254V255H97ZM110 254V253H109ZM153 254V255H152ZM230 254H232L230 256ZM78 255V254H77ZM92 255V254H91ZM90 255V256H91ZM94 255V254H93ZM92 255V256H93ZM94 255V256H95ZM101 255V254H100ZM105 255V254H104ZM152 255V256H151ZM191 255V254H190ZM93 256V257H94ZM192 256V255H191ZM85 257V256H84ZM83 257V258H84ZM262 256L261 255H255L254 256V261H257L259 260L260 262H264V258H261ZM82 258V257H81ZM102 258V257H101ZM87 259V260H88ZM96 259V258H95ZM84 260V259H83ZM93 260V258H92ZM85 261V260H84ZM254 261L252 264H254ZM89 262V261H88ZM91 262V261H90ZM94 261L91 262V264H93ZM108 262V261H107ZM106 262V263H107ZM260 262L256 263V264H260ZM103 263V262H102ZM108 264V263H107Z\"/></svg>",
    "mask_w": 264,
    "mask_h": 264
},
{
    "label": "built area",
    "instance_id": "2783aa9c",
    "mask_svg": "<svg viewBox=\"0 0 264 264\" xmlns=\"http://www.w3.org/2000/svg\"><path fill=\"white\" fill-rule=\"evenodd\" d=\"M220 106H221V104H220Z\"/></svg>",
    "mask_w": 264,
    "mask_h": 264
}]
</instances>
